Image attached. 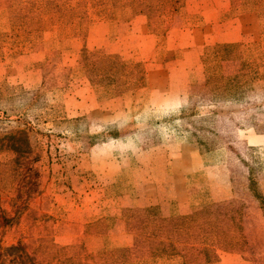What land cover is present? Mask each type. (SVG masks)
I'll return each instance as SVG.
<instances>
[{"label":"rangeland","instance_id":"rangeland-1","mask_svg":"<svg viewBox=\"0 0 264 264\" xmlns=\"http://www.w3.org/2000/svg\"><path fill=\"white\" fill-rule=\"evenodd\" d=\"M4 110L0 264H264V0H0Z\"/></svg>","mask_w":264,"mask_h":264},{"label":"trees","instance_id":"trees-1","mask_svg":"<svg viewBox=\"0 0 264 264\" xmlns=\"http://www.w3.org/2000/svg\"><path fill=\"white\" fill-rule=\"evenodd\" d=\"M229 45H230L229 47H234L231 44H229ZM2 113L4 115H3L2 118H0V123L11 122V121H6V120H8L7 119V116H8L7 112L4 110V111H2ZM13 121L14 120H12V122ZM5 133L7 134L8 132H5ZM13 153H15V155H16L17 151L13 150ZM20 157H23L22 152L17 153V158H20ZM10 183H12V179H10ZM19 197L20 196H17V197H13L11 199V202H12L11 206H13L14 208L16 207V200ZM0 212H1L0 213V218L3 221H6L7 218L5 217L4 213H2L1 210H0ZM219 228H220V230H219L220 233H219V238H218L219 239V241H218L219 243H217L218 246H225V247H227L229 249L238 248L239 250H241V248L243 249L245 247L246 241H243L241 239L240 240L234 239L233 235H231L229 232H227L223 226H220ZM221 232L224 233V236H222ZM42 247L43 246H41V245H34L32 247V250H33L32 254L34 255L35 253L36 254L37 253H41V248ZM12 248L18 250V253L14 256L15 259H19L20 258V259H26L28 261L31 258V255L25 251V246L21 242L17 241L15 246H13ZM61 250H60L61 254H65L66 253L67 255L62 257V256L59 255L60 253L58 252L59 254L57 255V257L48 258L49 255L48 254H44L43 259L46 260L48 258L47 259V264H51L52 262L65 263V264H85L82 261H80V259H76L75 258V257H77V254L69 253L68 249H64V248H62ZM187 250H190V252H191L190 255H187V257H186V261H188V262H198V261H204V260L207 259V257H206L207 256V251L204 248H192V247H189V248H187ZM64 251H65V253H64ZM116 253H118V250H117ZM102 259L104 261L103 264H115L118 261V259L116 257L112 259L110 257H106L105 256Z\"/></svg>","mask_w":264,"mask_h":264}]
</instances>
